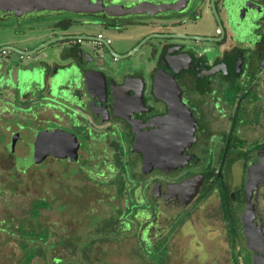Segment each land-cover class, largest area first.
<instances>
[{
  "label": "flooded vegetation",
  "instance_id": "flooded-vegetation-1",
  "mask_svg": "<svg viewBox=\"0 0 264 264\" xmlns=\"http://www.w3.org/2000/svg\"><path fill=\"white\" fill-rule=\"evenodd\" d=\"M90 3L162 9H0L5 148L32 116L33 126L51 124L37 133L75 135V163L96 156V179L119 187L112 208L126 209L100 234L134 237L153 264L167 263L170 240L186 229L198 264H264V0ZM164 209L175 216L159 223Z\"/></svg>",
  "mask_w": 264,
  "mask_h": 264
},
{
  "label": "rangeland",
  "instance_id": "rangeland-1",
  "mask_svg": "<svg viewBox=\"0 0 264 264\" xmlns=\"http://www.w3.org/2000/svg\"><path fill=\"white\" fill-rule=\"evenodd\" d=\"M34 119L33 116L20 119L21 126L18 127L22 140L13 145L17 166L27 167L24 173L20 167L18 177L11 178L0 164V220L8 221L12 217L15 219L22 216L20 219L24 220L30 229L37 231L40 228H47L48 243L54 245L52 248L42 250L43 254L36 255L29 264H52V258L67 261L62 264H83L80 263L81 258H85L84 264H153L145 258L146 256L144 257L143 246L140 245V241H135L134 237L127 235L120 238V235H108L110 239H116L109 240L100 234L104 229H112L106 225L109 226L113 222V216L121 215L126 209H120L119 212L112 208L111 203L120 201L119 187L111 188L108 186L109 183L101 185L96 179V156L90 157L84 152L79 157V162L75 164L48 158L41 164L42 166H31L28 157L29 142L37 133V129L51 126L49 123L33 126ZM1 141L3 140L0 139V152L3 154V149L9 142V133L7 138ZM92 149L95 150L96 145H92L91 148L86 146L85 151ZM137 192L138 189L135 190V193ZM108 196L113 197L111 202L108 201ZM99 198H102L101 202ZM38 199H45L48 207H42L38 217L29 219L30 205ZM163 212L159 223H165L167 218L175 216V211L164 209ZM191 220L193 216L189 217L188 222ZM12 232L0 230V264H23V251L19 241L21 236L18 232ZM95 232L96 237L90 248L84 252L81 248L74 249L75 241H81ZM190 233L188 229L181 230L172 237L168 245L170 255L166 264H198L187 252L190 246ZM72 238L73 243L70 241ZM26 243L29 246L37 245V248H43L42 242ZM147 257L156 260L166 258L156 255ZM74 258L80 262L75 263ZM210 261L211 257H207L206 264H210Z\"/></svg>",
  "mask_w": 264,
  "mask_h": 264
},
{
  "label": "water",
  "instance_id": "water-1",
  "mask_svg": "<svg viewBox=\"0 0 264 264\" xmlns=\"http://www.w3.org/2000/svg\"><path fill=\"white\" fill-rule=\"evenodd\" d=\"M90 0H0V9L15 12L29 11H70L75 13H105L108 16L156 14L162 7L149 3H140L129 9L122 6L103 7L90 5ZM176 6H172L175 8ZM170 7H166L169 9ZM170 8V9H172ZM79 144L75 135L60 129L38 132L30 145L28 157L31 166L40 165L48 157L58 160L77 162ZM13 151V143L11 144Z\"/></svg>",
  "mask_w": 264,
  "mask_h": 264
},
{
  "label": "trees",
  "instance_id": "trees-1",
  "mask_svg": "<svg viewBox=\"0 0 264 264\" xmlns=\"http://www.w3.org/2000/svg\"><path fill=\"white\" fill-rule=\"evenodd\" d=\"M3 154L0 152V164L4 166L3 169H5L8 172V175L11 178H16L18 177L19 174V170H20V165L17 166L16 160H15V156L12 154V152L8 149L5 148L3 149ZM22 168V172L24 173V171L27 169V167H21ZM42 207H48L45 199H38L36 201H33L30 205L29 208V219H33L39 216V211L41 210ZM22 216H20L21 218ZM20 218H10V220H5L2 219L0 220V224H2V226H0V230L1 231H7V232H18L19 236H21V238L19 239L20 243H21V250L23 251V264H29L30 261L39 253H42V250L48 248H52L54 247V245L49 244L48 240H47V236L49 233V230L47 228H40V230H34L33 228H28V226H26L25 221L21 220ZM17 220V221H15ZM16 222H18L16 224ZM108 227V225H106ZM110 230H103V233H109ZM96 237V232L95 233H90L87 237L82 238L81 241H75V243H73V238L70 239L71 243H73L74 245V249H79L81 248V250L84 252L86 249L90 248L92 245V241H94ZM42 242V247L43 248H37V245H33V246H29L26 242L31 243V242ZM36 243V244H37ZM43 254V253H42ZM75 257H79L77 255H74ZM75 263H79L80 260H77V258H74ZM62 262H67L65 260H62L61 258H52V264H62ZM80 263H85V258H81V262Z\"/></svg>",
  "mask_w": 264,
  "mask_h": 264
}]
</instances>
